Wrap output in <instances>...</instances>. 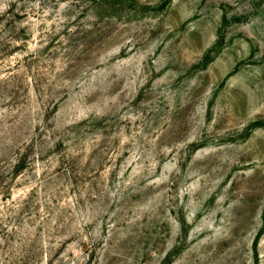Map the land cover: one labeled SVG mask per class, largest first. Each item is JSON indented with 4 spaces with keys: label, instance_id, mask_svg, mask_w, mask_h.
<instances>
[{
    "label": "rangeland",
    "instance_id": "1",
    "mask_svg": "<svg viewBox=\"0 0 264 264\" xmlns=\"http://www.w3.org/2000/svg\"><path fill=\"white\" fill-rule=\"evenodd\" d=\"M0 264H264V0H0Z\"/></svg>",
    "mask_w": 264,
    "mask_h": 264
}]
</instances>
